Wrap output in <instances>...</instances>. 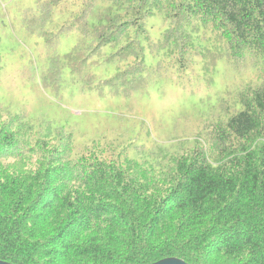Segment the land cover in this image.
I'll use <instances>...</instances> for the list:
<instances>
[{"label": "trees", "instance_id": "trees-1", "mask_svg": "<svg viewBox=\"0 0 264 264\" xmlns=\"http://www.w3.org/2000/svg\"><path fill=\"white\" fill-rule=\"evenodd\" d=\"M67 1L36 0L35 21ZM97 1L82 0L59 26L79 39L52 57L53 86L66 72L79 84L102 80L92 71L102 63L117 71L112 92L129 95L168 67L208 74L224 58L249 62L258 82L219 99L192 140L170 145L82 143L0 103V260L264 264V0ZM154 16L166 26L157 38Z\"/></svg>", "mask_w": 264, "mask_h": 264}, {"label": "rangeland", "instance_id": "rangeland-1", "mask_svg": "<svg viewBox=\"0 0 264 264\" xmlns=\"http://www.w3.org/2000/svg\"><path fill=\"white\" fill-rule=\"evenodd\" d=\"M81 3L69 0L60 8L61 3L50 21L39 25L36 0H0V103L5 108L49 121L82 143L109 137L135 145H170L192 140L219 99L245 87L248 79L258 82L257 68L249 62L242 65L243 58L235 59L239 64L224 58L208 74L197 67L184 72L168 67L143 91L129 95L112 92L116 86L110 80L117 71L102 63L92 69L105 77L102 80L79 84L66 72L63 85L53 86L47 72L52 57L68 52L79 39L76 32L62 35L59 26ZM103 4L98 0L95 8ZM160 22L159 16L149 20L153 38L166 27L158 28ZM155 61L147 54V64ZM106 63L111 64L105 57Z\"/></svg>", "mask_w": 264, "mask_h": 264}, {"label": "water", "instance_id": "water-1", "mask_svg": "<svg viewBox=\"0 0 264 264\" xmlns=\"http://www.w3.org/2000/svg\"><path fill=\"white\" fill-rule=\"evenodd\" d=\"M0 264H11V263L0 260ZM151 264H188V263H186L185 261L179 258L167 257V258L160 259L156 262H153Z\"/></svg>", "mask_w": 264, "mask_h": 264}]
</instances>
